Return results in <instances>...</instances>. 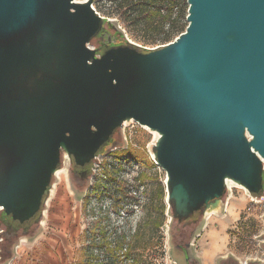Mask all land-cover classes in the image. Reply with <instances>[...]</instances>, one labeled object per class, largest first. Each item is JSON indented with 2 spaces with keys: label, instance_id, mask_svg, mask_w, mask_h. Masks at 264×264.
Returning <instances> with one entry per match:
<instances>
[{
  "label": "water",
  "instance_id": "95a60500",
  "mask_svg": "<svg viewBox=\"0 0 264 264\" xmlns=\"http://www.w3.org/2000/svg\"><path fill=\"white\" fill-rule=\"evenodd\" d=\"M92 3L0 0L4 216L40 223L62 156L90 164L130 121L156 133L152 158L177 222L223 210L229 182L260 197L264 0H186L187 26L172 41L124 37L98 56L89 39L116 21Z\"/></svg>",
  "mask_w": 264,
  "mask_h": 264
},
{
  "label": "rangeland",
  "instance_id": "374dc122",
  "mask_svg": "<svg viewBox=\"0 0 264 264\" xmlns=\"http://www.w3.org/2000/svg\"><path fill=\"white\" fill-rule=\"evenodd\" d=\"M184 3L187 6L186 0ZM92 6L99 15L115 20L126 39L146 48L161 46V34L142 26H128L109 0H95ZM183 21L187 24L185 18ZM155 139V132L135 126L131 139L124 140L120 128V136L114 142L135 152L138 159L118 157L117 151L121 149L112 147V143L108 152L93 159L91 177L83 187L73 183L70 163L64 157L45 201L41 222L31 235L14 240V235H21L23 230L13 234L9 246L13 256L0 264H75L80 248L89 242L85 233L96 219H101V225H109V234L113 225H120L126 234L139 227V248L127 256L120 252V260L127 264L131 260L132 264H170L171 234L182 224L171 218L165 202V171L155 164L151 153ZM226 196V209L204 220L199 216L196 223L189 225L195 228L196 243L202 250L207 249L204 258L231 253L241 264L249 261L264 264V216L259 207L247 211L252 204L246 191L231 182ZM87 198L88 217L83 208Z\"/></svg>",
  "mask_w": 264,
  "mask_h": 264
},
{
  "label": "trees",
  "instance_id": "16d2710c",
  "mask_svg": "<svg viewBox=\"0 0 264 264\" xmlns=\"http://www.w3.org/2000/svg\"><path fill=\"white\" fill-rule=\"evenodd\" d=\"M109 1L114 5V10L120 15L122 21L128 26H132L133 28L142 26V28H145L149 32L155 31L156 34H161L159 38L162 41L160 42L161 45L172 41L173 38L184 31L187 26L183 21L187 15V6L184 0ZM93 2H95V0ZM166 24H168L167 29H163ZM108 25L114 32L119 34L120 37H124L123 33L115 29L117 23L115 26ZM122 39L124 40V38ZM112 147H119L121 149L117 151L118 157L126 155L138 159L135 152L129 150L127 147H120L117 141L113 142ZM108 150V147L101 149L98 155L108 152ZM92 164L93 161L87 165L88 168H92ZM161 191V196H163V188ZM88 203L89 199L87 198L83 205L84 214L87 217L89 216V211L87 210ZM198 217V213H194L183 221L190 220L191 223H196L199 219ZM39 218V215H37L21 225L13 221L12 229L15 230L19 228L23 230L21 235H14V240L19 239L22 235H31L39 222ZM100 223L101 219H96V221H92L91 227L87 229L85 236L89 238V242L80 248V257L75 264H127L122 259L120 260L119 253L121 252L122 255L125 254L127 256L137 251V248H139L138 242L140 241L139 227L136 226L131 233L126 234L124 230H121L122 228L120 225H113L111 228L113 231L109 234V225H101ZM1 249L0 261H7L13 256L11 250L5 251L3 247H1ZM102 253H105V256H102ZM129 264H132V260Z\"/></svg>",
  "mask_w": 264,
  "mask_h": 264
},
{
  "label": "flooded vegetation",
  "instance_id": "af4514ba",
  "mask_svg": "<svg viewBox=\"0 0 264 264\" xmlns=\"http://www.w3.org/2000/svg\"><path fill=\"white\" fill-rule=\"evenodd\" d=\"M72 2L82 1L72 0ZM123 42L124 40L120 37V35L114 32L105 21L101 25V30L99 31V33L95 36H92L89 39V43L87 45L90 48L94 49L96 51V56H98L107 47L118 45ZM120 128H116L113 131L109 140L100 149L108 147L114 142V140L117 138V135L120 136ZM63 159L64 157L62 156L61 162L63 161ZM91 170L92 168H88L87 165L80 167L74 164V162L72 161L70 163L69 171L73 183L78 187H83L84 185H86L91 177ZM12 222L13 221L10 220V218L4 216L3 212L0 211V225H2L3 227V229L0 230V251L2 250L1 247H3L5 251L10 250L9 246L11 244L12 236L19 230V228L15 230L12 229ZM177 223H181L182 225H178V227H176L171 234L170 250L172 253V260H170V264H241L231 253L218 254L213 258L205 259L203 255V252H205V250L201 249L198 243H196V239L194 238L193 232L195 228H190L189 226L191 221L189 220L188 223ZM244 264L262 263L249 261Z\"/></svg>",
  "mask_w": 264,
  "mask_h": 264
},
{
  "label": "built area",
  "instance_id": "2783aa9c",
  "mask_svg": "<svg viewBox=\"0 0 264 264\" xmlns=\"http://www.w3.org/2000/svg\"><path fill=\"white\" fill-rule=\"evenodd\" d=\"M135 126H141L135 121L125 122L121 126V132L124 140L131 139L133 133L135 132ZM131 141V140H128ZM263 170H264V162H263ZM247 193V192H246ZM248 199L251 202V207H247V211L251 210L252 207H259L260 212L264 216V191L260 197H253L247 193Z\"/></svg>",
  "mask_w": 264,
  "mask_h": 264
},
{
  "label": "crops",
  "instance_id": "0c3cea01",
  "mask_svg": "<svg viewBox=\"0 0 264 264\" xmlns=\"http://www.w3.org/2000/svg\"><path fill=\"white\" fill-rule=\"evenodd\" d=\"M226 207H227V204H226ZM226 209V208H225ZM207 253V249L205 250V252H203V255Z\"/></svg>",
  "mask_w": 264,
  "mask_h": 264
},
{
  "label": "bare ground",
  "instance_id": "6f19581e",
  "mask_svg": "<svg viewBox=\"0 0 264 264\" xmlns=\"http://www.w3.org/2000/svg\"><path fill=\"white\" fill-rule=\"evenodd\" d=\"M232 187H234V186H232Z\"/></svg>",
  "mask_w": 264,
  "mask_h": 264
}]
</instances>
